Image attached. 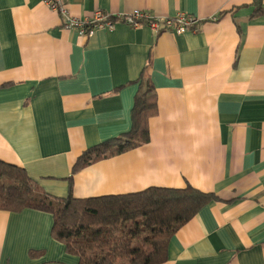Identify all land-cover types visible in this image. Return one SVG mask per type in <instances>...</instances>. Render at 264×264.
<instances>
[{"label":"crops","instance_id":"crops-1","mask_svg":"<svg viewBox=\"0 0 264 264\" xmlns=\"http://www.w3.org/2000/svg\"><path fill=\"white\" fill-rule=\"evenodd\" d=\"M259 7L68 0L78 19L143 11L201 20L195 33L118 23L87 38L64 30L43 0L0 1V161L64 198L82 152L129 132L147 78L157 103L149 142L75 173L72 196L188 185L220 200L170 238L161 264H264V0ZM51 226L45 212L0 211V264H77Z\"/></svg>","mask_w":264,"mask_h":264},{"label":"trees","instance_id":"trees-1","mask_svg":"<svg viewBox=\"0 0 264 264\" xmlns=\"http://www.w3.org/2000/svg\"><path fill=\"white\" fill-rule=\"evenodd\" d=\"M253 5L260 10V0ZM156 115V97L146 78L134 100L129 132L82 152L72 166L64 198L46 194L23 169L0 161V211L50 214L51 237L77 264H161L170 238L218 197L188 185L87 199L72 196L75 173L147 144L148 120Z\"/></svg>","mask_w":264,"mask_h":264},{"label":"built area","instance_id":"built-area-1","mask_svg":"<svg viewBox=\"0 0 264 264\" xmlns=\"http://www.w3.org/2000/svg\"><path fill=\"white\" fill-rule=\"evenodd\" d=\"M43 2L50 11L60 16L64 30H75L80 36L87 38L91 37L95 31H112L118 23H124L131 29L148 27L157 33L167 32L173 35L195 33L201 23L200 19L186 13H177L170 18H160L143 11H135L124 16H110L97 11L89 19H78L70 16L67 9L68 0H43Z\"/></svg>","mask_w":264,"mask_h":264},{"label":"rangeland","instance_id":"rangeland-1","mask_svg":"<svg viewBox=\"0 0 264 264\" xmlns=\"http://www.w3.org/2000/svg\"><path fill=\"white\" fill-rule=\"evenodd\" d=\"M7 183H9V182L7 181Z\"/></svg>","mask_w":264,"mask_h":264}]
</instances>
